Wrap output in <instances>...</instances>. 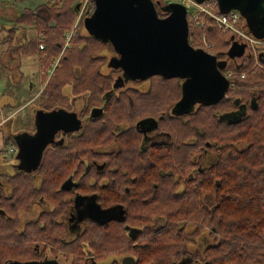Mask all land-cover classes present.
Here are the masks:
<instances>
[{"label": "trees", "instance_id": "trees-1", "mask_svg": "<svg viewBox=\"0 0 264 264\" xmlns=\"http://www.w3.org/2000/svg\"><path fill=\"white\" fill-rule=\"evenodd\" d=\"M84 1L49 0L33 10H22L16 19L17 24L34 27V39L42 35V50L50 42L61 53L52 76L43 75L37 108L69 110L71 100L82 96L83 113L97 114L89 116L81 133L68 134L59 147L45 149L40 166L44 167V175L37 180L22 172L0 173V184L8 190L0 192V264L28 261L29 249L35 242L56 246L59 232L54 237L52 231L56 229V218L66 209V193L60 187L71 175L77 174L78 181H82V175L89 174L84 169L93 166L92 161L121 168L119 178L110 180L112 188H117L113 196L120 203L118 209L127 216L125 225L138 230L139 238L131 248L123 225L115 228L110 224L86 232V241L99 245L103 252L128 246L131 249L127 254L135 264H264V141L260 139L264 136V103L245 119L244 136L252 141L251 154H225L231 149L225 142L228 134L213 115L214 109L222 110V101L198 103L177 115L173 109L181 99L180 79L168 80L170 84L163 91L155 83L142 93L129 88L119 90L122 84L114 76L123 73L117 58L112 57L115 52L111 44L90 32L80 35L81 20L74 25L79 11L76 8ZM151 1L157 9L164 4L163 0ZM86 5L94 8V0H87ZM87 9L82 17L91 15ZM242 21L243 18L239 27ZM212 29L188 26L189 41L192 39L189 44L198 48L202 34L211 43ZM71 32L65 47V35ZM10 37L3 40H11ZM106 52L111 55L108 57ZM58 56L46 54L45 68ZM249 66L229 70H245ZM257 76V81L248 80L253 84L264 81L263 72L258 71ZM126 82L139 86L144 81ZM241 84L235 82V87ZM65 89H69L68 95ZM236 96L232 93L231 99ZM144 118L155 119L158 128L166 132L165 144L145 147L136 128ZM236 132H230L234 141L239 139ZM10 141L2 138L1 143L6 147L12 144ZM111 146H116V152L102 157L96 152L98 147ZM211 150L214 159L202 161ZM258 151L261 154H256ZM14 153L9 154L11 158ZM98 194L102 203L105 196ZM38 200L47 206L46 211L40 212L38 226L29 221L25 230L19 229L15 224L19 213L29 210ZM157 220L162 224L153 228ZM189 226L191 231H187ZM203 231H208L213 243L189 252L188 245ZM77 262L82 264L81 260Z\"/></svg>", "mask_w": 264, "mask_h": 264}, {"label": "water", "instance_id": "water-1", "mask_svg": "<svg viewBox=\"0 0 264 264\" xmlns=\"http://www.w3.org/2000/svg\"><path fill=\"white\" fill-rule=\"evenodd\" d=\"M216 3L221 13L237 10L247 22L254 20L264 26V0H217ZM167 5L166 16L159 17L151 0H94V11L87 18L89 32L111 44L126 80L145 81L154 76L183 80L181 99L173 109L177 115L191 110L195 103L217 104L224 98L229 82L218 68L216 56L188 43L185 7L178 3ZM245 47V41H232L227 55L242 57ZM33 115L35 133L20 144L27 170L40 166L42 153L57 131L75 134L82 128L77 113L62 107L36 110ZM7 264L55 263L14 260ZM122 264H134V259L125 257Z\"/></svg>", "mask_w": 264, "mask_h": 264}, {"label": "flooded vegetation", "instance_id": "flooded-vegetation-1", "mask_svg": "<svg viewBox=\"0 0 264 264\" xmlns=\"http://www.w3.org/2000/svg\"><path fill=\"white\" fill-rule=\"evenodd\" d=\"M159 17L166 16L167 12L162 11L160 13L158 9ZM241 18L244 19L242 15ZM264 26L259 25L257 21L247 20L243 23V29L249 35L259 36L264 33ZM255 38V37H254ZM258 39V38H255ZM232 39H229V43L231 45ZM230 48V46H229ZM264 46L259 47L260 59L258 63L255 64L253 60V56L251 54L243 53L242 57L239 58H231L227 55V52L223 55L226 56L225 65L222 66L219 63L218 56H216L215 52H211L213 56H216L218 62V68L222 70V67L225 69L224 72L229 70V67H233L234 69L240 68L250 64L249 67H253L255 64V68L250 70L249 73H246L244 77L236 78V84L241 81V85L235 88H231L228 86V90L221 100L223 102L221 108L222 110L213 111V115L215 116L217 121H221L223 123V127L225 128L227 137L225 139L226 146L231 147L228 149L225 154H251V149L249 144L252 142L247 137L244 136L245 131V122L246 118H248L253 111L257 110L260 105L264 103V81L259 84H253V80L257 81L259 77L257 76V72L264 73ZM113 58H117L116 54L112 55ZM237 61H239L237 63ZM230 63V64H229ZM236 67V68H235ZM222 74L224 73L221 71ZM247 79V80H246ZM248 79H252L248 80ZM246 80V82H244ZM183 80L179 83L183 85ZM250 82L251 84H247ZM117 83L125 84L126 78L121 75V78L117 79ZM234 91H232V90ZM232 93H236L237 96L235 99H231ZM198 104V103H195ZM195 104L193 107H195ZM175 109V108H174ZM84 108L80 112L77 113L79 119L82 122V128L79 132L75 134H79L84 129V125H86L89 116L96 115L97 111L90 114L85 115ZM70 111V109H69ZM155 119L153 118H144L140 122L141 125L137 124L136 128L142 134L143 144L145 147L147 145L159 144L167 142L168 136H166V132L159 129L157 125V121L153 123ZM139 123V122H138ZM238 128V129H237ZM118 130V128L116 129ZM237 130V134L239 136L238 140H233L230 132H235ZM68 134H64L62 131H57L53 139L47 145V150L50 148L49 146L59 147L60 139H63ZM263 139L264 136L260 137ZM112 147V146H111ZM110 147H98L96 152L100 157L105 156L109 153L116 152L114 148L109 149ZM261 154V151L256 152V154ZM215 155L212 150L209 154H205V157L202 161L211 162L214 159ZM93 166H88L84 169L85 172H89L88 176L82 175V181H78V175H71L69 178H66L63 181L60 189L63 193H66L64 196V205H66L65 213L56 218V229L53 230L54 237H56L57 232H59V237L57 239L56 246L47 245L44 242H35L32 245L35 249L34 258L29 261L43 262V261H51L55 264H78L77 260H81L82 264H113L114 262H120L122 264V260L125 257H132L127 253L130 251L129 249L136 246L138 241V230L133 227L125 225V221L127 220V216H125L121 210L118 209L120 205L119 201L113 196V192L116 191V187L112 188L110 180H116L119 178L118 173L121 172V168L118 167H108L103 163H97L96 161H92ZM197 166V168H199ZM24 168V167H23ZM42 168L38 167L36 170H27L20 168V172L27 173L32 175L35 180L38 179L36 173L40 171ZM27 171V172H26ZM18 173V172H16ZM80 179V178H79ZM83 181H88L85 183ZM64 188L62 189V186ZM101 193L104 201L101 203L99 201V194ZM44 203L42 200H38L35 202V205L38 207H43ZM108 206V207H103ZM41 212V210L39 211ZM39 215H36L31 221L36 223L38 226L37 220ZM110 224L113 227L122 226L125 230V234L128 236L131 248L125 246L124 248H111V250L106 251L99 248V245H96L94 242L90 243L86 241V232L92 231L97 228H103ZM158 225L155 223L154 227ZM57 231V232H56ZM53 237V239H54ZM61 248V249H60ZM72 251L73 253L68 254V251ZM119 254V255H117ZM104 256V257H101ZM133 258V257H132ZM134 259V258H133ZM185 261H188L187 259ZM184 264V261L183 263Z\"/></svg>", "mask_w": 264, "mask_h": 264}, {"label": "rangeland", "instance_id": "rangeland-1", "mask_svg": "<svg viewBox=\"0 0 264 264\" xmlns=\"http://www.w3.org/2000/svg\"><path fill=\"white\" fill-rule=\"evenodd\" d=\"M2 1H3L4 5H5V3H6V5L14 4L15 9L17 8V9L22 10L24 8L32 9V8H34L40 4L42 5L43 3H46L49 0H1V2ZM167 6H168L167 4L159 5L158 9H159L160 13H162V11L167 8ZM79 8H80V6L78 5L77 9H79ZM1 11H2V8L0 7V91L2 94V95L0 94V112H3V111L6 112V110L8 108H10L9 111L7 110L8 111L7 113H9V112H12L14 109H16L19 106H22V107L19 110H17L16 114L12 115V119L10 121L12 124L11 129H13V132H14L13 139H12V137H6V138L11 139L10 142H12V144H10V145L13 146L15 149V153H14L15 156L13 158L10 157L9 154H11V153H8V151H7V147L9 145L4 147L0 143V150H6L2 154L0 153V173L15 174L16 172H20V168L23 169V167H24V162H23L22 156L20 155L21 154V150H20L21 140H23L26 137H32L35 133L34 120H33V124H32L29 121V117H28L29 115L28 114L30 111L37 108L36 101L38 100V95H37V99L33 98L35 96L36 92L29 95L27 89H25L26 79H22L21 73L29 71V74H31L30 77H34L36 80L38 79L37 75H39L42 77V84H43L44 76L42 75V73H45L49 67L48 64H47L46 68L44 66L45 61H47L45 59L46 54H52L53 56H58L59 54H58L57 50L52 47L50 42L45 44L47 47L46 49L39 50V40L34 39V37H32V36H35V30L33 31L32 29H30L27 26H25L23 30L15 29L14 25H12L13 24L12 21L15 18V16H14L15 12H13V10H9V12L6 13L7 15L3 16V13ZM28 17H26L25 19H27ZM79 20H81L80 21L81 27L83 28L81 30L80 35L88 34V32L90 30V22H88V19L86 16L82 17V13H80V11H78V15H77L76 20L74 21L75 22L74 25ZM246 20H247V18L243 19L242 26ZM12 29H15L13 34H11L9 32ZM216 32H220V31L216 30L215 27L211 31H209V37L210 36L212 37L211 43H214V45H215V48H213V50L211 52L216 53L215 55L218 56L220 65L224 66L225 61H226V56L223 54H225L228 51L229 46H230V43L228 41L232 36L229 33H223V32L216 33ZM262 33H264V30ZM8 36H11L10 37L11 40H9V39L3 40V38H6ZM254 37L262 40V39H264V34L259 35V36H254ZM10 44H11V47H9ZM199 47L202 48V45L200 44L198 46V48ZM260 50H262V49L258 48V53H260ZM105 54H108V53L106 52ZM60 55H61V53H60ZM110 55L111 54H108V57ZM12 56H14L13 60L10 61ZM39 56H41V61L39 62L40 63V72L38 74V71H36V65L34 62H36V60L39 58ZM59 56L57 58H59ZM51 61H53V60H51ZM51 61H49V62H51ZM9 62H10V64H12L11 68L8 67ZM23 62L29 63L28 69L24 70V64H22ZM238 62L239 61H237V63ZM18 63L20 64L19 69L16 68ZM104 70H107V69L104 68ZM105 72H108V71H105ZM244 72L249 73L250 70L244 71ZM14 77L17 78V80H15ZM118 78H121L120 74L115 73L114 79L116 80ZM168 80H170V79L162 80V78L155 76L154 78L147 79V81H144L143 84H141L139 86L133 85L130 82H127L125 84L121 83L122 85H120L119 90L123 91V90L129 88V89L138 90L140 93H142L148 89L150 83H155V84L159 85V87L163 91L164 87H167L170 84L167 82ZM247 84H251V83L248 82ZM40 92H41V90H39L38 94ZM64 92H65V94L68 95L69 89H65ZM14 97L18 98L16 102H14V99H13ZM29 99H31V100H29ZM83 99H84V97H82V96L73 98L71 100L72 101V106H71L72 108L70 109V111H75V112L82 111V109L84 108V100ZM37 110H39V109H37ZM21 130H24V131H21ZM3 131L4 130H3V126H2V127H0V133H4ZM60 140H62V139H60ZM49 147H54V146H49ZM114 148H116V146H114L113 148L110 147L109 149L113 150ZM14 162H15V164H14ZM41 164H42V162H41ZM41 164H40V166H41ZM40 166H38V167H40ZM43 171H44V167H42V169L40 171H37L36 175L38 178L44 175ZM45 205L46 204H43L42 205L43 207H41V206L38 207L34 203V205H32L31 208L29 207L30 208L29 210H25V212H20L18 215V218L15 221V224L17 225V227L21 230L22 229L25 230L27 228V222H29L31 219H33L36 215L41 214L39 212L40 210L46 211L47 206H45ZM0 219H2V218H0ZM156 224L161 225L162 221L157 220ZM191 230H192V227L189 226L187 228V231H191ZM212 243H213V240H212L211 236L209 235L208 231H203L197 238H195V241L193 243L188 245V249H189V252H192L195 250L200 251L204 247H206ZM29 251L31 253H30V256L28 257V261L32 260V258H34V254H35L34 247H31V249H29Z\"/></svg>", "mask_w": 264, "mask_h": 264}, {"label": "built area", "instance_id": "built-area-1", "mask_svg": "<svg viewBox=\"0 0 264 264\" xmlns=\"http://www.w3.org/2000/svg\"><path fill=\"white\" fill-rule=\"evenodd\" d=\"M86 1L87 0L82 2L81 7L79 8L80 13L82 14L84 13L83 11L88 8L86 5ZM163 2L171 5L172 3L183 5L186 9L185 18H187L189 27L193 28L208 26V29L215 27V29L220 32L231 34L235 40L245 41V53L251 54V56H253L255 64L258 63V60L260 59V54H257L258 48L264 46V41L254 39L253 37L251 38L250 35H248L243 29L239 27L241 16H239V12H237V10H230L225 14L221 13L220 11H218V3H216L217 0H205L203 2H198L196 0H163ZM93 9V7H90L87 10L88 12H92ZM71 34L72 32L65 35V47L68 46V41L71 37ZM41 36L42 35L37 36L39 40V50H42L44 48V45L42 43L43 37ZM191 40L192 39H190V41ZM199 42L206 51H212L214 48V44L207 41V37L205 34H202L200 36ZM58 60L59 58H56L51 61V64L45 72L48 78L52 76L54 70L57 68ZM254 66L251 68V70L255 68ZM45 73H42V75H44ZM245 74L246 73L244 71L229 70L225 73L224 76L229 82V86L231 88H235L236 78L244 77ZM7 151L8 153H14V147L9 145L7 147Z\"/></svg>", "mask_w": 264, "mask_h": 264}, {"label": "crops", "instance_id": "crops-1", "mask_svg": "<svg viewBox=\"0 0 264 264\" xmlns=\"http://www.w3.org/2000/svg\"><path fill=\"white\" fill-rule=\"evenodd\" d=\"M44 4V3H43ZM13 5V6H12ZM12 5H10V4H8V5H6V3H5V5H4V3H3V1L1 2V0H0V7L2 8V13H3V16H6L7 14L6 13H8L9 12V10H13V12H15V18L13 19V21H12V25H14V27H15V29H19V30H23L24 29V27L26 26V25H21V24H17L16 23V19H17V17L21 14V12H22V10H24V9H28V8H24V9H22V10H20V9H15V6H14V4H12ZM41 5V4H40ZM39 6V5H38ZM37 7V6H36ZM36 7H34V8H32V9H28V11L29 10H33V9H35ZM27 27H29L30 29H32L33 31H34V27L33 26H27ZM7 55V54H6ZM13 57L14 56H12V58L10 59V61L11 60H13ZM41 61V56H39V58L36 60V62H34L35 63V65H36V71H38V74H39V72H40V62ZM51 62H49L48 63V66H49V64H50ZM7 64V63H6ZM5 64V65H6ZM22 64H24V70L25 69H28V67H29V63H25V62H23ZM8 67H12V64H10V62H9V66ZM16 68H20V64L18 63V65L16 66ZM29 75V76H28ZM31 76V74H29V71H27V72H22L21 73V77H22V79H26V83H25V89H27V91H28V93H29V95H31L32 93H35V96L33 97V98H35V99H37V95H38V92H39V90H41V88H43V84H42V77L41 76H39V75H37L38 76V79L36 80L34 77H30ZM14 79L15 80H17V78H15L14 77ZM18 84V83H17ZM16 85V84H15ZM0 94H1V91H0ZM2 95V94H1ZM14 99V102H16L17 101V99L18 98H13ZM29 100H31V99H29ZM28 102V101H27ZM22 106H19V107H17L16 109H14L12 112H9V113H7L9 110H10V108H8L7 110H6V112L5 111H3V112H0V127H2L3 126V132L4 133H0V143H1V141H2V138H6V137H12V139H13V135H14V132H13V129H11L12 128V124H11V119H12V115H14V114H16V112H17V110H19L20 108H21ZM38 108H36V109H34V110H32V111H30L29 112V121L33 124V120H34V111H36ZM22 129V128H21ZM21 131H24V130H21ZM1 145H2V143H1ZM17 159V158H16ZM18 161V160H17ZM14 164H15V162H14ZM0 192H2V193H8V190H6V188H4V187H2V185L0 184ZM31 221V220H30Z\"/></svg>", "mask_w": 264, "mask_h": 264}, {"label": "bare ground", "instance_id": "bare-ground-1", "mask_svg": "<svg viewBox=\"0 0 264 264\" xmlns=\"http://www.w3.org/2000/svg\"><path fill=\"white\" fill-rule=\"evenodd\" d=\"M135 264V263H134Z\"/></svg>", "mask_w": 264, "mask_h": 264}]
</instances>
